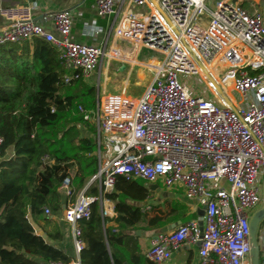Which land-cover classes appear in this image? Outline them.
<instances>
[{"label":"built area","instance_id":"obj_1","mask_svg":"<svg viewBox=\"0 0 264 264\" xmlns=\"http://www.w3.org/2000/svg\"><path fill=\"white\" fill-rule=\"evenodd\" d=\"M250 1L244 6L241 0H95L101 17H115L99 45L70 39L72 9L40 21L32 5L0 8V46L44 39L58 49L67 84L87 80L104 62L106 80L112 63L127 69L125 80L112 81L103 95L98 88L95 109L80 107L97 128L99 170L87 185L98 181L101 195L84 189L75 197L73 174L61 184L64 220L78 256L85 247L79 223L90 218L92 204L99 201L104 218L117 217L108 194L121 177L182 190L205 209L204 230L190 220L152 240L146 256L154 264L169 262L185 245L198 246L199 264H252L250 221L264 205V9L261 0ZM101 31L85 28L86 34ZM183 75H199L212 89L224 84L240 100L222 93L224 106L194 93ZM131 88L134 94L127 93ZM52 162L45 155L43 163ZM45 213L51 216L48 208ZM257 240L264 264V217Z\"/></svg>","mask_w":264,"mask_h":264},{"label":"trees","instance_id":"obj_2","mask_svg":"<svg viewBox=\"0 0 264 264\" xmlns=\"http://www.w3.org/2000/svg\"><path fill=\"white\" fill-rule=\"evenodd\" d=\"M65 74L58 49L44 39L0 46V264L70 261L36 233L37 227L52 223L51 217L63 216L64 178L73 174L76 197L99 170L97 128L80 111L96 108V88L85 80L67 84ZM10 149L13 154L8 155ZM45 155L52 164L43 163ZM86 193L100 196L97 186ZM151 193L144 181L119 177L108 194L117 217L104 218L99 201L92 204L90 218L79 223L85 243L82 264H154L135 232L197 218V212L173 199L143 211L135 203ZM48 238L61 240L62 235L54 232Z\"/></svg>","mask_w":264,"mask_h":264},{"label":"crops","instance_id":"obj_3","mask_svg":"<svg viewBox=\"0 0 264 264\" xmlns=\"http://www.w3.org/2000/svg\"><path fill=\"white\" fill-rule=\"evenodd\" d=\"M28 5L34 6L33 16L35 17V19L40 21H43V17L51 12L58 10L72 9L74 11V26L72 29L70 39L76 43H83L89 45H99L101 43H104L107 40L108 32L115 21V17L104 18L98 14V10L95 5V0H0V8L28 6ZM261 8L264 9V7L262 6ZM3 24H4V20L0 16V27H2ZM91 25H95L96 27L102 29V31L96 35L90 32L86 34L85 33L86 26H91ZM47 27L57 38H61V34L55 29V27H53V25L48 23ZM126 71L127 69L122 64L112 63L111 68L108 70V74H107L108 78L106 80V63L104 62L101 66H99L98 70L94 74H92L87 80H85V82H87L89 85L94 87L95 85H97V88H99L100 91L103 92L106 86L107 88L112 86V83L110 82L124 81L126 75L123 79H118L117 76L120 75L119 72L125 73ZM112 74L114 77L113 79L111 78ZM95 77H97L96 84L94 82ZM11 154H13V151H11ZM87 183L84 188L85 191L89 189L91 186H97L100 190V195H101V188L98 181L92 182L90 185H87ZM147 186L149 188L150 185L147 184ZM160 188H161L160 191L157 190L152 191L153 193H151L150 196L144 202L135 203V204L141 206L143 210L145 206L153 205L154 201L156 202L155 204H160L163 203L166 199H173L177 202L185 203L189 207L190 213H195V212L198 213L197 218L192 220L199 221L202 218L199 215V211H201L203 207L196 202L184 198L182 190L171 191L161 186ZM123 201L125 202L127 201V199ZM51 219H52L51 224H48L43 227H37L36 233L42 236L44 240H47V242L51 244L54 248L58 249V251L69 256L70 257L69 262H75V261L77 262L80 259V256H78V254L75 251L71 226L69 225V223H67L64 220V211H63V216L61 218L51 217ZM54 232H59L62 235V239L61 240L49 239L48 235ZM155 234L156 231L142 232L140 236L136 235L137 237H139V243L141 245L143 254L146 255L147 251L151 247V242L153 239H155L154 238ZM198 250H199L198 246L196 245H185L180 250L176 251L173 254L172 259L165 264H199Z\"/></svg>","mask_w":264,"mask_h":264},{"label":"rangeland","instance_id":"obj_4","mask_svg":"<svg viewBox=\"0 0 264 264\" xmlns=\"http://www.w3.org/2000/svg\"><path fill=\"white\" fill-rule=\"evenodd\" d=\"M251 4H252V2L248 1V2L244 3V6L251 5ZM119 73H120V75L117 76L118 79H123L126 75V72L125 73L119 72ZM111 76H112L111 78L113 79L114 78L113 74ZM215 76L217 77L216 74H215ZM141 78H142V76H140V80H141ZM181 78H182V81L191 89L192 92H194V93L197 92L198 94L204 95L207 98L220 99V102L223 103L224 101L221 99L222 95L218 92V88L222 87L223 93H225V95L228 96L232 101L238 102L240 100L239 95L233 89L226 87L224 84H221V86L216 87V89H212L207 85V81L204 80L199 75H183ZM94 82H95V84L97 83V77H95ZM95 87H96V100H97L99 94H98L97 85H95ZM31 91L32 90L29 89L27 91V94H29ZM133 92H134V90H133V88H131L127 93L128 94H134ZM100 94L103 95L102 91L100 92ZM25 100H26V98H25ZM8 155H11V149L9 150ZM157 194H159V193H157ZM125 199H127V197L126 198H125V196L121 197L122 201ZM155 203L156 202L154 201V204ZM148 243H150V242H148Z\"/></svg>","mask_w":264,"mask_h":264},{"label":"water","instance_id":"obj_5","mask_svg":"<svg viewBox=\"0 0 264 264\" xmlns=\"http://www.w3.org/2000/svg\"><path fill=\"white\" fill-rule=\"evenodd\" d=\"M260 4L262 7H264V0H261ZM218 92L220 94L223 93L220 88H218ZM225 100L230 106H233L232 102L227 97L225 98ZM149 189L151 191H154V190L160 191L161 190V188L158 184L150 185ZM65 208H66V206L64 205V209ZM204 214H205V209L203 208L201 211H199V215L201 217H203ZM263 217H264V205L261 207V209H259L258 211H256L254 213V215L252 216L251 221H250L251 243L253 245V248H252V264H261L260 247H259V243L257 240V233H258L260 222L263 219ZM181 224H182L181 221H177L175 223L166 225V226L156 230V234H155L154 238L156 239L158 237V235L166 234V233L176 229ZM199 224L201 226V229L204 230V222L202 219L199 220ZM141 233H142L141 231H137L136 235L140 236Z\"/></svg>","mask_w":264,"mask_h":264},{"label":"bare ground","instance_id":"obj_6","mask_svg":"<svg viewBox=\"0 0 264 264\" xmlns=\"http://www.w3.org/2000/svg\"><path fill=\"white\" fill-rule=\"evenodd\" d=\"M248 1L251 2L250 0H241V3H242V5H244V3H245V2H248ZM212 69H213L212 71H214V68H212ZM221 104L224 105V106L226 105L225 102H223V103H221Z\"/></svg>","mask_w":264,"mask_h":264}]
</instances>
